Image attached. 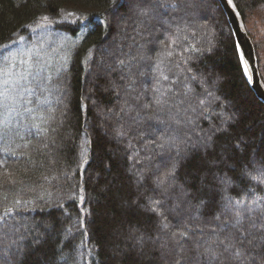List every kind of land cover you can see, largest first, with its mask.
Listing matches in <instances>:
<instances>
[{
  "label": "trees",
  "instance_id": "16d2710c",
  "mask_svg": "<svg viewBox=\"0 0 264 264\" xmlns=\"http://www.w3.org/2000/svg\"><path fill=\"white\" fill-rule=\"evenodd\" d=\"M233 1L264 81V0ZM256 152L219 0H0V264H264L257 241L205 253L235 209L264 225Z\"/></svg>",
  "mask_w": 264,
  "mask_h": 264
},
{
  "label": "snow or ice",
  "instance_id": "6c2138e0",
  "mask_svg": "<svg viewBox=\"0 0 264 264\" xmlns=\"http://www.w3.org/2000/svg\"><path fill=\"white\" fill-rule=\"evenodd\" d=\"M228 4L232 5L233 0H228ZM142 15H146L145 12L141 13ZM44 19H47V17H44ZM6 47V46H5ZM120 64H124V60L119 61ZM123 79V77H122ZM166 79V77H165ZM159 103V101L157 102ZM166 103V102H165ZM144 108H151L152 106L144 105ZM151 119V117H149ZM176 123H180L179 120L175 121ZM147 131V130H145ZM160 147H163V145H159ZM233 149V156L230 157L232 159H238L236 157V151L239 149V144L232 145ZM239 162V160H238ZM246 167L251 168L253 170L259 171L262 175H264V153L256 152L252 157L248 158L245 162ZM235 166H233L234 168ZM240 175H244V169L241 168ZM167 176H174V171H169L167 173ZM220 183L230 185L231 181L228 177H219L218 178ZM158 186L164 184V180H161L158 178ZM167 189L165 188V191ZM195 196L196 193H193ZM154 203L159 204V201H154ZM231 200H228V204H231ZM237 203H241L240 201H237ZM205 207H210V204H206ZM152 211H155V208H151ZM255 210L251 207H245V208H238L235 209L231 221H225L221 224H217L216 228L212 230L213 235L215 236V239L206 242L208 243V247L205 248V253H209L213 258H218V256L221 254L220 249L223 250V252L229 253L236 259L242 258L244 255V245H253L254 241H257L258 243L256 246L264 245V231L261 229H264V225H261L259 228L257 227L256 221L251 215L252 212ZM2 219V217H0ZM217 220L220 219V217H216ZM217 229L219 231H217ZM253 229H255L260 234L254 235ZM222 233H227L226 235H222ZM177 235L180 238H187L188 232L187 231H180L179 233H173L172 236L175 239ZM249 237H252L249 239Z\"/></svg>",
  "mask_w": 264,
  "mask_h": 264
},
{
  "label": "water",
  "instance_id": "95a60500",
  "mask_svg": "<svg viewBox=\"0 0 264 264\" xmlns=\"http://www.w3.org/2000/svg\"><path fill=\"white\" fill-rule=\"evenodd\" d=\"M234 31L242 62L249 81L258 95L264 101V81L262 80L256 50L248 34L237 8L228 4V0H219Z\"/></svg>",
  "mask_w": 264,
  "mask_h": 264
},
{
  "label": "rangeland",
  "instance_id": "374dc122",
  "mask_svg": "<svg viewBox=\"0 0 264 264\" xmlns=\"http://www.w3.org/2000/svg\"><path fill=\"white\" fill-rule=\"evenodd\" d=\"M138 12H139V8H138V7L134 8V13H135V15L138 14ZM194 12L196 13L197 11L194 10ZM120 44H122V42H121L120 39H119V40H117V42H116L115 45L119 47ZM120 65H122V64H120V62H119V63L115 64L113 67H114V68H115V67H119ZM104 67L107 68V65H104Z\"/></svg>",
  "mask_w": 264,
  "mask_h": 264
}]
</instances>
